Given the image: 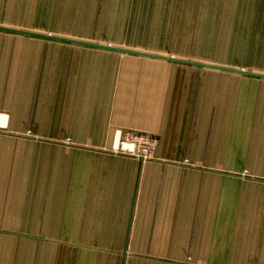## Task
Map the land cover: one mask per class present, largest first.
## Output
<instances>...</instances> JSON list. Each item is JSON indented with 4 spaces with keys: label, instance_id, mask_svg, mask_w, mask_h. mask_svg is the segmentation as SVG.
I'll use <instances>...</instances> for the list:
<instances>
[{
    "label": "crops",
    "instance_id": "0c3cea01",
    "mask_svg": "<svg viewBox=\"0 0 264 264\" xmlns=\"http://www.w3.org/2000/svg\"><path fill=\"white\" fill-rule=\"evenodd\" d=\"M0 27L207 65L0 30V264H264V0H0Z\"/></svg>",
    "mask_w": 264,
    "mask_h": 264
},
{
    "label": "built area",
    "instance_id": "2783aa9c",
    "mask_svg": "<svg viewBox=\"0 0 264 264\" xmlns=\"http://www.w3.org/2000/svg\"><path fill=\"white\" fill-rule=\"evenodd\" d=\"M117 150L119 152L130 154L134 157H140L143 160L153 159V151L157 141L147 135H134L130 131L117 132Z\"/></svg>",
    "mask_w": 264,
    "mask_h": 264
},
{
    "label": "water",
    "instance_id": "95a60500",
    "mask_svg": "<svg viewBox=\"0 0 264 264\" xmlns=\"http://www.w3.org/2000/svg\"><path fill=\"white\" fill-rule=\"evenodd\" d=\"M0 30H3V31H7V32H11V33H18V34H22V35H25V36H30V37H33V36H36V37H43V38H52V39H55V40H59V41H63V42H70V43H75V44H79V45H82V46H89V47H94V48H98V49H107V50H111V51H115V52H120V53H124V54H130V55H139V56H144V57H148V58H157V59H163V60H166V61H175V62H180V63H183V64H186V63H189V64H195V63H191V62H188V61H181V60H177V59H174L172 57H169V58H165V57H161V56H158V55H149V54H145V53H141V52H132V51H128V50H124V49H115V48H112L110 46H106V45H95V44H90V43H80V42H77V41H73V40H64V39H59V38H55V37H48L47 35H40V34H36V33H29V32H25V31H14V30H10V29H6V28H2L0 27ZM195 65H198V66H207V65H199V64H195ZM210 67V66H208ZM212 68H216V67H212ZM216 69H224V68H216ZM240 72V71H239ZM264 77V76H263Z\"/></svg>",
    "mask_w": 264,
    "mask_h": 264
},
{
    "label": "bare ground",
    "instance_id": "6f19581e",
    "mask_svg": "<svg viewBox=\"0 0 264 264\" xmlns=\"http://www.w3.org/2000/svg\"><path fill=\"white\" fill-rule=\"evenodd\" d=\"M2 117L0 118V121H1Z\"/></svg>",
    "mask_w": 264,
    "mask_h": 264
}]
</instances>
